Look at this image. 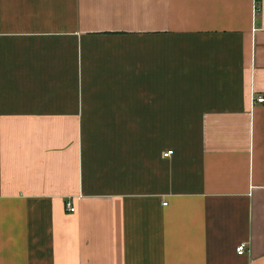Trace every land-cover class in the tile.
Instances as JSON below:
<instances>
[{
    "label": "crops",
    "instance_id": "0c3cea01",
    "mask_svg": "<svg viewBox=\"0 0 264 264\" xmlns=\"http://www.w3.org/2000/svg\"><path fill=\"white\" fill-rule=\"evenodd\" d=\"M260 97L264 0H0V264H264Z\"/></svg>",
    "mask_w": 264,
    "mask_h": 264
},
{
    "label": "built area",
    "instance_id": "2783aa9c",
    "mask_svg": "<svg viewBox=\"0 0 264 264\" xmlns=\"http://www.w3.org/2000/svg\"><path fill=\"white\" fill-rule=\"evenodd\" d=\"M257 103H263L264 102V98H256L255 100ZM172 154V151H168L165 154H163L164 157H168ZM165 205V204H164ZM66 211L68 213H74L75 212V208L73 207L71 202H67L66 203ZM246 252V248H245V244H240L239 246H237L236 248V253L238 255H243Z\"/></svg>",
    "mask_w": 264,
    "mask_h": 264
}]
</instances>
